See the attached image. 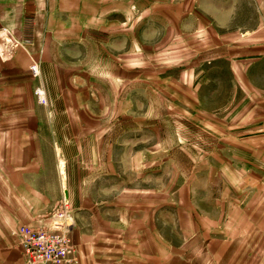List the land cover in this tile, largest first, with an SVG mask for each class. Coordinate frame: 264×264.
<instances>
[{
    "label": "crops",
    "instance_id": "obj_1",
    "mask_svg": "<svg viewBox=\"0 0 264 264\" xmlns=\"http://www.w3.org/2000/svg\"><path fill=\"white\" fill-rule=\"evenodd\" d=\"M63 198L64 264L257 256L264 0H0V264Z\"/></svg>",
    "mask_w": 264,
    "mask_h": 264
},
{
    "label": "built area",
    "instance_id": "obj_2",
    "mask_svg": "<svg viewBox=\"0 0 264 264\" xmlns=\"http://www.w3.org/2000/svg\"><path fill=\"white\" fill-rule=\"evenodd\" d=\"M15 45L11 42L10 47ZM35 76L39 75L37 66H33ZM38 92L42 94L39 88ZM76 223L75 210L67 198L56 206L49 226L34 227L22 225L17 236L27 264H64L71 262L75 250L71 231Z\"/></svg>",
    "mask_w": 264,
    "mask_h": 264
},
{
    "label": "rangeland",
    "instance_id": "obj_3",
    "mask_svg": "<svg viewBox=\"0 0 264 264\" xmlns=\"http://www.w3.org/2000/svg\"><path fill=\"white\" fill-rule=\"evenodd\" d=\"M34 74V73H33ZM39 76V75H38ZM165 226V227H164ZM164 228H165V231H164ZM163 231H164V233H166V235H167V237H168V232H169V230H168V228H167V225H164L163 224ZM179 233H178V238H176V239H173L172 241L174 242H176V243H178V245H179V247L180 248H186V247H190V250H192V249H195V248H197V251L199 250V246H200V244H199V242L196 240V239H192V240H189L188 242H189V244H185L187 241H186V239H184V238H182V236H181V231H180V228H179V231H178ZM169 241L170 240H162V243L164 244L162 247L163 248H166V247H169L168 246V244H169ZM247 241V240H246ZM185 244V245H184ZM183 246V247H182ZM200 253V252H199ZM198 258V260L199 259H201V261H202V263H200V264H217V263H215V261H212L213 259H214V257L212 258V257H208V256H206V255H199V256H197ZM242 257V262H241V264H264V240H260L259 241V246H258V250H257V256H254V255H252V257L251 256H249V255H247V256H241ZM186 258L189 260L190 259V261H193L194 259H195V256L194 255H192V256H186ZM194 258V259H193ZM193 259V260H192ZM25 260V259H24ZM203 261H204V263H203ZM251 261H252V263H251ZM26 262V261H25ZM194 262V261H193ZM256 262V263H255ZM199 264V263H198ZM227 264H237V263H235V262H232V263H227Z\"/></svg>",
    "mask_w": 264,
    "mask_h": 264
}]
</instances>
